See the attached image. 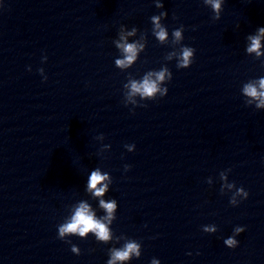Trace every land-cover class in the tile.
Wrapping results in <instances>:
<instances>
[{"label": "clouds", "instance_id": "9594fccd", "mask_svg": "<svg viewBox=\"0 0 264 264\" xmlns=\"http://www.w3.org/2000/svg\"><path fill=\"white\" fill-rule=\"evenodd\" d=\"M203 3L206 6H209L213 12V20H219L221 13L223 11L224 0H203ZM157 8H163L164 5L161 0L156 2ZM167 12L161 11L159 15H153L151 19L152 23V35L161 43L168 41L169 33L167 27L161 24V17H166ZM184 26L181 25L179 28L174 29L172 32L171 44L176 46L173 48V51L169 52L166 56V60L176 59V67L178 69H187L193 63L195 49L189 46L182 44L184 39L183 36ZM136 33V28L133 27L132 31L128 33L129 36ZM264 38V27H259L255 35L248 36V40L251 41L250 45L246 48L248 54L255 53L256 57L259 58L264 56V53L260 51L261 49V39ZM116 48L120 50L123 54L122 58L115 60V66L120 69L130 68L138 58V53L143 51L145 48L144 44L138 43H128L126 38L121 35L120 40L116 41ZM179 46V47H177ZM46 60L47 58L44 57ZM262 66H264V60L261 61ZM31 69L29 68V71ZM39 72L42 73L43 69H39ZM46 80L47 77L45 76ZM172 79V73L167 66H162L158 71L150 70L146 72L142 79H130L128 84H125L124 87L128 88L127 97L132 98L137 95L140 97V101L155 100L157 96L164 97L167 95L168 88L164 86L167 82H170ZM241 94L245 98V104L252 105L255 103V109H264V77L250 79L245 83L241 89ZM137 103L136 101H132ZM125 106L127 104L125 103ZM137 106L147 107L146 104L138 103ZM101 138H104L101 135ZM110 147V145H107ZM127 151L132 152L135 149V145H125ZM125 171L130 169V165H125ZM231 171V169H228ZM221 180H227V177L221 174ZM108 181L109 183H104ZM112 183V180L109 177V174L104 172L102 173L99 168L93 170L90 173V176L87 181V191L92 193L94 197L100 198L105 195L109 189V184ZM228 188H235L236 191L233 196L230 198V204L233 206L238 204L237 196L247 199L248 192L243 188H237L235 183L227 185ZM100 207L106 212V216L102 218H97L95 212L92 210L90 205L87 202L81 201L74 210V214L71 216V219L65 223L58 225V238L65 240L67 243L71 241L67 240L66 237L70 235L78 236L81 239H86L89 234H93L95 239L104 244H108L110 241H113V232L109 228V225L112 224V221L116 219L115 213L117 209V201L111 199L110 201H105L104 199L99 200ZM245 229L243 227L237 226L234 229L233 236H230L224 240V244L228 248H235L238 245V241L235 239V236L242 233ZM205 232H215L216 229L205 228ZM119 237H116V241H119ZM72 253L80 255V249L76 245L71 246ZM191 253H189L190 255ZM141 256V244L135 240L127 239L125 240L122 247H112L109 249V259L106 264H123V262L130 261L133 258H139ZM151 264H160V261L156 258L151 260Z\"/></svg>", "mask_w": 264, "mask_h": 264}]
</instances>
